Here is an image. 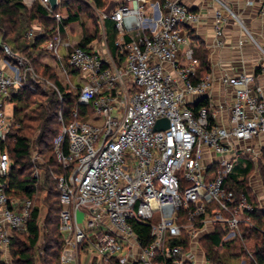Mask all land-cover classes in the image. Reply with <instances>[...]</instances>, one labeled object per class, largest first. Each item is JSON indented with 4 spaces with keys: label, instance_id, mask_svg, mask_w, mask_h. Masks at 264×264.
Listing matches in <instances>:
<instances>
[{
    "label": "built area",
    "instance_id": "1",
    "mask_svg": "<svg viewBox=\"0 0 264 264\" xmlns=\"http://www.w3.org/2000/svg\"><path fill=\"white\" fill-rule=\"evenodd\" d=\"M110 1L118 3L115 11L110 17L102 11L101 18L116 24V46L125 55L123 67L93 48L74 46L61 29L44 45L60 71L66 74L73 68L86 79L78 105L91 109L87 118L105 119L97 126L80 119L78 110L70 122L59 116L54 153L64 169L57 177L60 229L65 237L61 264H74L84 250L103 264H216L207 257L201 240L217 226L225 230L224 244L241 241L246 253L237 258L241 264L256 263L241 226L255 228L251 214L260 206L237 196L228 180L239 159L257 167L261 160L264 166V85L255 74L223 76L221 84L231 89L232 101L218 110L227 111L228 124L215 123L210 100L214 77L200 76L193 49L183 52L188 42L185 27L198 25L200 14L177 0L162 5L152 0ZM213 1L219 5L216 47L223 48L227 18L234 14L223 0ZM23 2L28 7L40 3L58 24L65 19L52 10L50 0ZM63 2L58 0V8ZM245 3L247 7L260 3L264 14V0ZM38 28L29 32L30 40L37 37ZM60 49L67 54L63 56ZM1 52L0 260L6 262L14 234L26 230L33 207L32 201L9 194L14 162L7 148L18 124L15 109L9 114L7 107H16L13 95L24 88L64 98L58 86L36 73L24 56L8 45H2ZM261 69L264 74V64ZM198 99L207 105L197 109L193 103ZM161 120L169 122L167 129H156ZM31 159L43 164L34 148ZM33 178H42L40 168ZM261 185L264 189L263 178ZM136 223L151 229L150 245L141 244Z\"/></svg>",
    "mask_w": 264,
    "mask_h": 264
},
{
    "label": "trees",
    "instance_id": "2",
    "mask_svg": "<svg viewBox=\"0 0 264 264\" xmlns=\"http://www.w3.org/2000/svg\"><path fill=\"white\" fill-rule=\"evenodd\" d=\"M93 1L95 7L102 11L111 2L110 0ZM74 5H77L76 10H74ZM82 6L81 0L68 1L65 5L68 17L58 24L54 16L40 3H34L28 7L23 0H0V52L2 45H8L13 53L24 56L36 73L58 86L64 98L61 101L57 93L49 94L43 90L34 93L28 88L13 95L18 128L11 133L7 148L14 162L9 181V194L33 203L27 231L25 233L16 232L10 246L9 251L13 264H37V262L39 264H61L65 237L60 229L62 205L57 177L64 173V169L59 166L54 153V141L61 126L59 116L62 114L65 121L70 122L73 120L75 110H78L79 118L82 120L88 119L92 111L88 107L78 105L80 90L74 92L64 86L55 68L44 64L42 59L47 54L44 45L57 36V30L61 29L63 35L64 27L80 21ZM56 12H60V7ZM36 25L42 28V33L30 40L28 34ZM104 28L111 53L118 67H123L125 55L120 54L115 46L118 37L116 24L108 19V22H104ZM95 39L94 36L90 37L86 34L76 46L90 51V45ZM195 57L200 61V69H205L207 55H195ZM73 72L78 74L77 71ZM204 105H207L206 101L200 102L197 109ZM32 148L37 151L43 164L36 165L32 162ZM37 167L42 170V178L39 181L33 178ZM247 173L245 171L244 174ZM228 181V187L237 196L244 195L253 201L246 177L240 180L234 172ZM42 207L47 212L43 229L40 227ZM251 215L255 228L242 225L243 240L251 249L256 263L264 264V212L256 210ZM134 228L144 247L152 243L151 229L148 226L136 223ZM225 235L224 228L217 226L214 233L201 240L207 257L216 264H229L233 259L246 256L241 241L232 245L224 244ZM256 263L250 261L248 264ZM0 264L6 263L0 260Z\"/></svg>",
    "mask_w": 264,
    "mask_h": 264
},
{
    "label": "crops",
    "instance_id": "3",
    "mask_svg": "<svg viewBox=\"0 0 264 264\" xmlns=\"http://www.w3.org/2000/svg\"><path fill=\"white\" fill-rule=\"evenodd\" d=\"M164 1L165 0H152V2H158L161 5ZM177 1L200 14L201 20L198 25L185 27L188 42L183 52H185L187 48H191L195 51V55H207V66L205 69H200L199 74L202 77L208 74L213 75L214 84L211 89L210 100L212 112L215 114L214 121L219 125L226 126L228 124V113L227 111L218 112V110L220 105L227 106L231 104L232 91L221 84V78L223 76H233L245 72L257 75L259 77V82L264 85V74L261 69L264 64V57L261 51V49L264 50V14L261 12V4L258 3L253 7H247L245 0H223L233 12L234 17L228 16L224 28L225 45L223 48H217L215 15L216 11L219 9V5L213 0ZM36 30L37 35L42 33V29L41 31H39V28ZM248 34L252 36L254 41L248 39ZM245 39L246 42L242 45L241 42ZM107 47L108 48L104 50V56H102V54L101 56L117 63L115 57H113L111 53V49H109V45ZM90 48H92L91 45ZM66 54L67 51L64 50L63 56ZM47 55H49V53L43 57L42 62L53 67L45 61ZM2 56L4 55L0 52V57ZM54 61L58 66L59 64L55 58ZM53 68H55V66ZM55 69L56 71L59 70H57V68ZM200 102H202L201 99H198L195 100L193 104L197 106ZM256 144L257 143H255V145ZM249 162L250 163H247L245 159H239L235 174L240 177V180L245 177L249 179L248 184L252 200L256 202L258 206H260L261 211L264 212V189L261 185V179H264L263 161L259 160L260 164L258 167L253 162ZM245 171L248 173L251 171L253 172L251 176H249L247 175L248 173L244 174ZM212 232L213 228L210 229V233ZM74 264H103V262L96 255L84 250L79 255L78 261ZM229 264L241 263L239 259H233Z\"/></svg>",
    "mask_w": 264,
    "mask_h": 264
},
{
    "label": "rangeland",
    "instance_id": "4",
    "mask_svg": "<svg viewBox=\"0 0 264 264\" xmlns=\"http://www.w3.org/2000/svg\"><path fill=\"white\" fill-rule=\"evenodd\" d=\"M68 1L72 2V0H64L63 6L60 7V12L62 13L65 19L68 17V14L66 13V10H65L66 9L65 5L67 4ZM81 2L83 5L82 6L83 9L80 11V21L74 24H70L68 26V29L64 32L63 36L71 39L74 46H76L79 43V41L83 39L84 35L87 34L90 37L94 36L96 39L91 44V47L95 51H98L100 55L102 54V56H104L105 54L104 50L108 48L107 46L109 44H108V40L106 36L107 34L104 28V23L101 18L102 10H99L95 7L96 5L93 0H81ZM76 6L77 5H74V10L77 9ZM104 22H108V19H105ZM36 27H39L40 29H42L39 25H36ZM107 30H109L108 27H107ZM118 40H119V34H118L116 42ZM60 53L63 55L64 50L60 49ZM45 61L48 64H51L53 67L55 66L57 70L60 68L59 65L57 66L56 62L54 61V58L50 54L46 56ZM67 70H68V73L66 74L59 70L56 71L59 79L61 80L64 86L69 87L74 92L78 91L80 89V86L82 87L85 86L86 79L83 76H79L78 74L74 73L73 71H75V69L73 68H69ZM15 108H16L15 105H10L7 107V112L9 114H12ZM84 121H87L93 125L102 126L105 122V119L103 116L97 115L93 119H84ZM247 163H250V162L247 160ZM252 172L253 171H251L248 175L251 176ZM46 213H47L46 209L42 207V217L40 220L41 229H43V222L45 220ZM158 218H159V215L158 213H156L154 217L155 222L158 221ZM79 219L80 221H82L81 214L79 215ZM26 231H27V228L25 231H19V232L25 233ZM5 263L13 264V258H12V255L10 254V251L8 254L7 261ZM37 264L39 263L37 262Z\"/></svg>",
    "mask_w": 264,
    "mask_h": 264
},
{
    "label": "water",
    "instance_id": "5",
    "mask_svg": "<svg viewBox=\"0 0 264 264\" xmlns=\"http://www.w3.org/2000/svg\"><path fill=\"white\" fill-rule=\"evenodd\" d=\"M50 4L52 7V10H56L58 8V0H50ZM118 3L115 1H111L108 5V7L103 11V13L107 16L110 17L112 13L115 11ZM169 127V122L167 120H161L158 124L156 129L157 130H165ZM202 203H199V206H201Z\"/></svg>",
    "mask_w": 264,
    "mask_h": 264
}]
</instances>
